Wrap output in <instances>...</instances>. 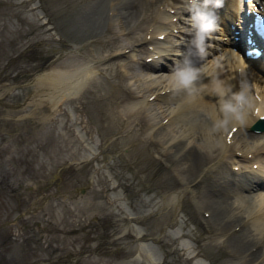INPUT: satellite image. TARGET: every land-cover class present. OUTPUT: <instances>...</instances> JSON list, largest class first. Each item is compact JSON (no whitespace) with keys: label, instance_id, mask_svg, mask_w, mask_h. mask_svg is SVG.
<instances>
[{"label":"rangeland","instance_id":"obj_1","mask_svg":"<svg viewBox=\"0 0 264 264\" xmlns=\"http://www.w3.org/2000/svg\"><path fill=\"white\" fill-rule=\"evenodd\" d=\"M89 2L0 0V94L12 87L0 97V264H152L146 249L160 264H234L231 243L212 239L221 226L203 218L192 195L216 199L238 175L229 162L200 166L203 154L189 156L178 175V159L145 132L147 122L127 123L125 69L143 76L150 69L142 53L136 60L131 48L121 54L125 38L136 42L144 29L126 19L129 34L121 35L122 25L112 27L98 1ZM84 56L101 70L54 112L48 98L41 105L29 99L36 86L49 96L57 79L62 87L69 80L34 81L39 73L73 68ZM185 175L193 190L185 188L177 207L170 195L183 189ZM230 182L231 189L238 181ZM138 233L146 243L141 256Z\"/></svg>","mask_w":264,"mask_h":264},{"label":"bare ground","instance_id":"obj_2","mask_svg":"<svg viewBox=\"0 0 264 264\" xmlns=\"http://www.w3.org/2000/svg\"><path fill=\"white\" fill-rule=\"evenodd\" d=\"M87 1H98L101 16L105 14L104 21L107 20L112 27L122 25L116 29L117 32L123 29L127 30L128 25L125 23L127 20L130 23L129 27L135 25L137 29H144V34L142 35L140 34L141 32L137 31V35L140 36V39L136 40L138 45H136L135 41L131 43V39L128 36L125 38L131 48L128 54L129 57L135 59L140 52L143 53L144 57L154 52L157 54L151 61H143L150 69V74L147 76L141 75L134 67L121 66L126 67L124 76L130 82L129 94L125 96L121 104L125 117L127 116L128 119L127 123L131 126L137 120L140 121V119H144L147 122L145 132L148 135L152 134L155 140L162 144L168 157L171 155L178 159L179 165L175 168L178 175H181V171H184L187 167L189 168V156L192 157L193 155L195 157L202 154L205 157L207 156L208 158L205 161H197V163L201 164L200 166L203 164L205 167H212L221 162H229V165L240 164L239 179L236 187L230 189L226 185L222 186V189L216 191L218 198L213 200L206 198L204 194L206 196L209 195L205 192H201L199 195L193 193L192 196L196 200L195 203L198 208L204 207V210L210 211L209 215L203 218L208 223H217L221 226V232L213 234L212 239L219 243H231L230 260L232 263L235 264L239 261L244 264H264V163L261 156L263 152H256L251 159L245 155L235 154L236 149H242L246 153L252 150L254 152L262 150L264 146V133L257 134L249 130V126L257 118L256 115L252 114L257 104V98L254 93L261 97L259 102L261 105L260 110L263 108L264 76L261 79H256L258 71L254 73L243 71L244 75H242L243 77L240 80L236 73L237 63L234 53L230 52L225 56V50H215L208 47L207 52L204 54V60L193 58L195 66L200 67L202 73L201 81L199 82L202 83L200 88L193 89L191 94L185 92L183 89L175 87L171 79V72L176 64L184 59V54L188 51L190 35L184 32V35L182 34L183 37H174L170 33L163 39L151 38L149 41L145 37L148 26L151 23L154 26L150 32L153 33L167 29L169 25L166 19L168 18L170 23L175 24L174 21H171V17L175 13H168L163 6L173 1L177 2V0ZM225 1L229 4L234 2V0ZM141 2L143 7L139 9L138 5ZM109 6L112 9L111 15L109 14ZM141 15L142 19H140ZM144 19H148L145 26H143L146 22ZM126 34H129V32L126 31ZM132 38L134 39L135 37ZM149 44H152L153 48H150ZM121 55L127 56L125 52H122ZM164 63H168V65ZM99 70H101L100 66L94 59L84 56L73 68L41 72L34 81L45 76L46 78L50 77L53 74L69 80L62 87L57 79L54 84L55 88L51 89L49 96H47L49 91L47 92L36 86L37 89L33 88L34 93L29 99L32 101L38 100L36 102L37 105H41L42 100L48 98L52 104V112H54L63 98L64 101L66 97L76 94L82 88V85L86 81L88 82L92 73L94 75V72ZM239 83L247 86L252 106L245 110L243 120L240 122L242 126L235 130L233 142L227 145L223 133L225 132L226 134L231 126L226 131L213 130L214 121L221 118L217 106L218 98L214 96L218 91L224 90L219 87L220 85L228 84L232 87V91L236 92L239 89ZM11 88H5L0 97L3 98ZM38 90H40V94H38ZM153 92L156 93L155 97L152 100L148 99V96ZM160 100L163 101V104H166L164 111H161L158 105ZM30 103L32 102L28 101L26 105L28 106ZM166 113L168 114L165 115ZM27 114H32V111L23 115ZM165 117H168V120L163 122ZM177 124H181L182 132L179 131L180 128H176ZM255 161L259 162L257 167L252 166ZM241 169H244V172H241ZM185 177L187 176H181V181ZM188 184L186 182L183 189H179L170 195L171 203L174 202L177 207L182 204L181 198ZM134 215L136 214H131L130 216ZM230 222H238L237 224L244 222V224L239 229L231 232L230 228L233 226L228 225ZM137 237L140 239L138 240L140 241L139 248H141L138 256H141L143 254L142 250L146 249L144 248L146 243L143 241L141 233H138ZM255 244L259 245L252 250V246ZM144 252L146 258L152 264H160L161 261L158 262L157 258L147 249ZM194 253H196V250ZM261 256L263 257L261 258ZM200 261H202V264H209L210 262L203 258Z\"/></svg>","mask_w":264,"mask_h":264},{"label":"clouds","instance_id":"obj_3","mask_svg":"<svg viewBox=\"0 0 264 264\" xmlns=\"http://www.w3.org/2000/svg\"><path fill=\"white\" fill-rule=\"evenodd\" d=\"M224 0H188L190 16L186 18L189 25L188 51L184 59L179 61L171 72V79L178 89H183L191 94L193 89H199L202 83L200 67H196L193 58L204 60L209 44L206 41L212 39L213 33L220 30L215 9L222 7ZM223 91H218L217 106L221 118L214 121L213 130L226 131L230 126L243 120L245 110L252 106L247 86L239 83V89L232 91L228 84L220 85Z\"/></svg>","mask_w":264,"mask_h":264}]
</instances>
